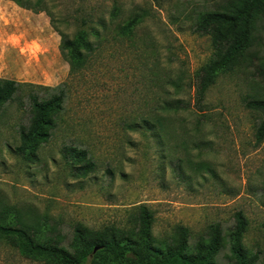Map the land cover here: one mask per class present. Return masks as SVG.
Masks as SVG:
<instances>
[{"label":"rangeland","instance_id":"obj_1","mask_svg":"<svg viewBox=\"0 0 264 264\" xmlns=\"http://www.w3.org/2000/svg\"><path fill=\"white\" fill-rule=\"evenodd\" d=\"M40 3L59 19L95 7L108 21L113 6L120 12L115 24L126 23L138 12L147 17L129 40L102 44L90 66L71 81L62 58L61 81L53 87L47 85L50 70L31 72L44 85L18 82L12 72L5 75L35 87L55 88L64 82L68 87L57 127L31 160L15 152L20 130L29 122L30 90L20 95V101L0 108V202L49 217V224L65 237L61 246L70 253L76 230L88 241L137 233L141 206L153 218L150 237L157 244H169L177 227L188 230L191 245L210 226L227 233L235 225V214L241 213L246 231L237 245L253 264H264V142L254 145L259 117L244 107L245 101L264 97V71L257 61L246 69L234 66L217 77L206 92L202 107L206 118L198 129L195 117L184 114L185 123L170 126L163 147L150 133L126 130V125L156 108L164 78L180 77L187 84L213 57L210 37L196 32L194 24L201 12L218 11L223 0ZM58 27L71 38L76 32L72 20ZM47 42L41 35L30 36L25 47L38 53ZM166 88L173 96V90ZM31 90L41 97L45 94ZM193 92L187 89L181 96L195 108ZM65 147L86 151L93 170L75 177L74 163L62 156ZM201 162L212 174L194 171ZM228 253L226 243L218 262L226 264ZM0 264L52 263L21 257L15 239L0 236Z\"/></svg>","mask_w":264,"mask_h":264},{"label":"trees","instance_id":"obj_2","mask_svg":"<svg viewBox=\"0 0 264 264\" xmlns=\"http://www.w3.org/2000/svg\"><path fill=\"white\" fill-rule=\"evenodd\" d=\"M4 1L13 2L33 14L46 15L50 27L60 38L59 52L68 65L70 81L90 66L103 49L102 44L129 40L135 28L147 17L146 13L138 12L126 23L115 24L120 12L117 6H113L108 21L95 7L76 11L74 17L62 16L59 19L45 9L40 0L34 4L31 0ZM219 8L216 12H201L194 24L196 32L210 37L213 57L187 84L180 77L173 81L164 78L165 87L156 108L126 125V130L150 133L159 147H163L165 138L170 137V126L185 123L184 114L195 117L194 126L197 129L200 127L206 118L202 114L206 92L220 74L234 66L249 68L254 61L264 71V0H223ZM69 20L76 26L72 38L58 27V23L67 25ZM67 87V82L49 88L0 79V108L20 101V95L30 90L26 96L29 122L20 130V146L15 149L16 154L27 160L36 158L38 145L47 140L57 127L67 99ZM166 87L173 90V96ZM34 88L44 91V96L31 90ZM192 88L195 108L181 96ZM244 107L259 117L253 134L254 145L258 147L264 142V97L245 101ZM62 156L74 163L72 170L75 177H85L93 170L92 159L87 158V152L78 147H65ZM194 171L212 174L208 164L203 162L197 164ZM152 219L144 206L139 207L138 232L121 239L110 235L108 240L95 238L88 241L76 230L70 253L61 246L65 237L60 235L54 224H49V217L0 202V236L13 237L19 255L32 261L52 264H221L218 256L227 243L229 253L225 256L228 260L226 264H253L248 254L237 245L246 231V221L241 213L235 214V225L227 233H223L217 225L210 226L193 245L189 244L190 233L184 227H177L176 237L169 244H157L150 237ZM95 248L97 251L93 253Z\"/></svg>","mask_w":264,"mask_h":264},{"label":"crops","instance_id":"obj_3","mask_svg":"<svg viewBox=\"0 0 264 264\" xmlns=\"http://www.w3.org/2000/svg\"><path fill=\"white\" fill-rule=\"evenodd\" d=\"M38 35L48 42L43 44L40 52L32 53L25 44L30 41V36L36 38ZM59 43L60 38L44 13L33 14L13 2L0 0V79L14 81L5 76L12 72L18 82L44 85L47 83L31 72L50 70L52 75L47 85L56 86L61 81L58 76L62 64Z\"/></svg>","mask_w":264,"mask_h":264},{"label":"water","instance_id":"obj_4","mask_svg":"<svg viewBox=\"0 0 264 264\" xmlns=\"http://www.w3.org/2000/svg\"><path fill=\"white\" fill-rule=\"evenodd\" d=\"M97 251V248H95L94 250H93V253H95Z\"/></svg>","mask_w":264,"mask_h":264}]
</instances>
